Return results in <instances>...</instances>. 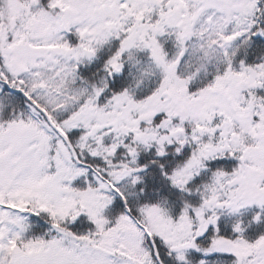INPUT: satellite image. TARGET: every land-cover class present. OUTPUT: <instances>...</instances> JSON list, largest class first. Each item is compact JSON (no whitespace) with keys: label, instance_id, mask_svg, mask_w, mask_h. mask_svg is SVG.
<instances>
[{"label":"snow or ice","instance_id":"obj_1","mask_svg":"<svg viewBox=\"0 0 264 264\" xmlns=\"http://www.w3.org/2000/svg\"><path fill=\"white\" fill-rule=\"evenodd\" d=\"M0 264H264V0H0Z\"/></svg>","mask_w":264,"mask_h":264}]
</instances>
